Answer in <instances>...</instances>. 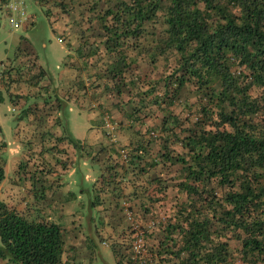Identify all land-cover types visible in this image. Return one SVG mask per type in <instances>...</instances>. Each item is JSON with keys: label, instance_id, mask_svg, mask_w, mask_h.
Wrapping results in <instances>:
<instances>
[{"label": "trees", "instance_id": "trees-1", "mask_svg": "<svg viewBox=\"0 0 264 264\" xmlns=\"http://www.w3.org/2000/svg\"><path fill=\"white\" fill-rule=\"evenodd\" d=\"M32 1L51 24L72 18L66 25L76 36L81 72L107 96L103 115H118L115 133L127 142L126 158L113 142L75 140L57 116L43 120L32 153L35 201L26 214L0 201V260L67 264L62 229L37 213V197L60 188L81 158L100 167L87 227L103 246L113 245L117 264H138L131 251L136 232L146 239L148 264H264V0ZM8 3L0 0V8ZM40 69L31 56L2 75L11 103L34 95ZM52 91L58 114L64 101ZM63 124L66 133L55 135ZM4 178L0 162V184ZM168 188L174 203L159 226L149 225ZM107 225L121 231L104 239L98 231ZM84 241L92 244L90 236Z\"/></svg>", "mask_w": 264, "mask_h": 264}, {"label": "rangeland", "instance_id": "rangeland-1", "mask_svg": "<svg viewBox=\"0 0 264 264\" xmlns=\"http://www.w3.org/2000/svg\"><path fill=\"white\" fill-rule=\"evenodd\" d=\"M25 1V16L31 18L34 24H31L29 20V22L21 24L16 30L11 27L9 13L5 6L0 8V142L5 144V148L0 150V162L4 165L5 175L7 176L6 185L0 190V201L6 204L8 202V205L16 211H20V214L28 212L27 205L23 203V200H20V196L24 195V198L27 196L29 198L27 199L28 202L33 203L35 201L34 197L30 198L31 185L33 183L37 184L36 178L39 175L32 169L34 164L32 153L34 144L44 131V127H42L44 125L43 120L47 118V123H49L52 117L57 116L61 122L63 120L67 121L69 135L75 140L86 144L95 141L88 133V130L92 127H95L99 132L108 129V133L107 131L103 133L102 138L98 136L100 139L106 138L105 142L114 139L113 134L117 129V127H105L103 129L101 124L97 122L100 108L108 103L104 91L91 88L94 81L89 80L87 74L81 72L82 66L74 67L73 62L76 64V59V61L64 60L69 52L76 55V58L78 57L75 51L71 52L72 49L75 50L77 47L76 36L70 33L69 25H66L70 22L69 19L72 20V18L62 16L54 24H51L49 23L51 21L45 17L41 6L32 0ZM31 56L35 57L38 66L41 67V73L44 72V76L40 77L38 89L35 90L33 96H26L25 100L21 101V105H14L10 102L8 89L2 83L1 77L20 59ZM66 66L68 68L69 66L78 68L80 72L75 76H70L69 69ZM37 73L35 75L28 74L30 75L28 82L38 78ZM72 73L75 74V72ZM81 80L83 83H87L86 86L90 92L88 99H81L76 96V93L79 92L77 87L81 86ZM51 91L56 92L57 98L64 101L61 105L64 107L59 110L58 114L55 112L58 100L51 94ZM44 101L51 102L37 110V105H42ZM96 103H98L97 106ZM29 108H31V115H28ZM30 116L32 118H29ZM64 124L62 128L59 127L61 133L65 132ZM38 146H40V143ZM121 146L123 145H116V148L126 152V149ZM98 164L81 158L75 159L62 176V180H60L64 184L65 193L60 197L54 196L47 199V194L44 192L43 201L37 197L39 206L37 213H43L45 218L58 224L62 229L65 240L62 261H67V264H117L116 257L111 249L113 245L107 242L103 246L96 230L87 227V204L89 200L96 196L92 188L100 175ZM45 182L49 183L48 180H43L41 189H43ZM69 192L70 195H67ZM165 193H169V199L167 203L162 204L161 210L158 211L156 217L152 218L153 222L149 225L155 223L159 226L166 214L165 211L174 203V199L177 197L175 191L170 188L166 189ZM66 198H72V200L67 201ZM182 198L180 196V199ZM18 207L21 209H18ZM108 223L115 225L116 221L112 222L111 220ZM101 229L98 232L101 234L104 232V239L119 234L121 231L120 229L115 230L114 227L108 228V225L106 228ZM88 236L92 238V244L86 246L87 241L84 240ZM113 240L109 239L112 242ZM147 242L148 244L151 243L148 240ZM145 248L147 254L151 256L146 247V242ZM121 251L124 252V250ZM141 260L147 261V258L143 257ZM0 264H7V262L0 260Z\"/></svg>", "mask_w": 264, "mask_h": 264}, {"label": "crops", "instance_id": "crops-1", "mask_svg": "<svg viewBox=\"0 0 264 264\" xmlns=\"http://www.w3.org/2000/svg\"><path fill=\"white\" fill-rule=\"evenodd\" d=\"M78 48V44H77V47L75 48V50H71V52L72 51H75L76 52V49ZM77 54V53H76ZM74 56H75V58H74ZM77 60V63L75 64V62H73L74 64V67H78V65H80V66H82L83 67V60H80V59H78V57L76 58V55H74V54H72V53H68L67 55H66V57L64 58V60H70V61H76ZM66 63H68L67 61H66ZM66 68H68L67 66H66ZM69 73H70V76H75V75H77L78 74V72H80L79 70H78V68H73V66H69ZM72 72H75V74H73ZM87 85V83L86 82H84V86H85V90L84 91H79L78 93H76V96H78L79 98H84V99H88L87 97L90 95L89 93V91H88V87L86 86ZM23 90V89H22ZM23 93H24V91H23ZM22 93V94H23ZM25 94V93H24ZM21 105V104H20ZM96 106L98 105V103H96L95 104ZM101 106V105H100ZM100 106H99V108H100ZM103 108L104 107H101L100 109V113H103L104 111H103ZM100 113L98 112V120H97V122H98V124H101V126H102V128L104 129L105 127H117V122L120 120L119 119V117H118V115L117 114H115L113 111H109V112H107V114H105V115H100ZM29 118H32V116H30ZM113 118H115V121H113L112 119ZM91 121H96V120H91ZM99 121H101L100 123H99ZM115 122V123H114ZM104 124H105V126H104ZM108 130V129H107ZM106 129H104V130H102V131H100L99 132V130H96V128L95 129H93V132L91 133V136H92V138H94V140L95 141H100V142H103V144H105V139L106 138H103V139H100L98 136H100L101 138H102V136H103V132L105 133L106 131H107ZM52 131L55 133V135H58V136H60L61 135V131L59 130V128L57 129V128H54V129H52ZM107 133H108V131H107ZM37 135H39L38 133H37ZM108 138V137H107ZM112 138V137H111ZM114 138V139H113ZM113 140H109L110 142H114L115 143V145H118V146H120V145H123V147L125 146V144L127 143L126 141H125V139L124 138H122L121 136H120V134L118 133V131L116 132V133H114L113 134ZM117 140L119 141H121V142H119V143H117ZM5 168V167H4ZM7 179V176L5 175V178H4V180L2 181V183L0 184V190H1V188L2 187H5V185H6V183H5V180ZM48 182H49V184L50 183H52L53 182V180L52 179H48ZM60 184L62 185L60 188H53L52 190H50V191H48L47 189H45L44 190V192H45V194H47V199L48 198H53L54 196H57V197H60V195L62 196L64 193H65V191H64V184L62 183V182H60ZM18 188V187H17ZM31 190H33V188H31ZM33 192V191H32ZM34 193V192H33ZM54 194V195H53ZM67 195H70V192L69 193H67ZM33 196V194L31 193V195H30V198ZM104 196V195H103ZM102 196V197H103ZM27 199H29L27 196H26V198H24V195H22V196H20V200H23V203L24 204H27V202H28V200ZM5 200V199H4ZM66 200V199H65ZM6 201V200H5ZM7 202V201H6ZM7 204H8V202H7ZM18 209H21L20 207H18ZM18 212H20V211H18Z\"/></svg>", "mask_w": 264, "mask_h": 264}, {"label": "built area", "instance_id": "built-area-1", "mask_svg": "<svg viewBox=\"0 0 264 264\" xmlns=\"http://www.w3.org/2000/svg\"><path fill=\"white\" fill-rule=\"evenodd\" d=\"M26 1L25 0H9V3L5 6V9L9 13V20L13 30H16L20 27L21 24H24L28 21L26 14ZM108 127V126H107ZM123 159L126 158V153L124 150L119 151ZM127 216H130V213H127ZM145 239L142 232H136L134 234V239L131 243L132 259L138 264H148L151 263V256L147 254L145 248ZM143 257L147 258L146 260H141Z\"/></svg>", "mask_w": 264, "mask_h": 264}, {"label": "clouds", "instance_id": "clouds-1", "mask_svg": "<svg viewBox=\"0 0 264 264\" xmlns=\"http://www.w3.org/2000/svg\"><path fill=\"white\" fill-rule=\"evenodd\" d=\"M118 151H120V150H118Z\"/></svg>", "mask_w": 264, "mask_h": 264}]
</instances>
